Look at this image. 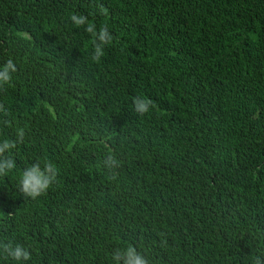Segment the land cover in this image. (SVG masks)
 <instances>
[{"label":"trees","instance_id":"16d2710c","mask_svg":"<svg viewBox=\"0 0 264 264\" xmlns=\"http://www.w3.org/2000/svg\"><path fill=\"white\" fill-rule=\"evenodd\" d=\"M73 12L113 34L99 64ZM9 58L0 140L26 136L0 178V241L32 255L0 264H112L127 243L149 264L264 253V0H0ZM45 160L57 182L25 198L20 172Z\"/></svg>","mask_w":264,"mask_h":264},{"label":"clouds","instance_id":"9594fccd","mask_svg":"<svg viewBox=\"0 0 264 264\" xmlns=\"http://www.w3.org/2000/svg\"><path fill=\"white\" fill-rule=\"evenodd\" d=\"M68 18L76 28H83L84 32L90 35L92 47L90 60L99 64L105 55V47L113 43V34L107 26L98 28L96 23L90 21L87 15L73 12L69 14ZM17 70V64L12 58L0 65V90L12 83L13 73H16ZM132 103L133 110L141 116L148 114L156 107V103L145 96L133 97ZM0 114L5 117L10 115L4 103H0ZM4 123H10V121L5 120ZM25 136V129L19 127L16 129L15 139L4 138L0 140V178L8 177L17 168V161L12 151L18 143L24 142ZM104 166L113 170L114 174L111 178L115 179V169L120 167L117 156L109 154L104 160ZM58 172V167L52 160H45L43 164L39 161L33 162L20 172L18 190L25 198L36 200L57 182ZM0 252L17 262L29 261L32 255L29 249L20 244L13 245L11 241H0ZM111 261L112 264H149L148 258L132 243L114 248L111 252ZM251 264H264V253L254 254L251 258Z\"/></svg>","mask_w":264,"mask_h":264}]
</instances>
